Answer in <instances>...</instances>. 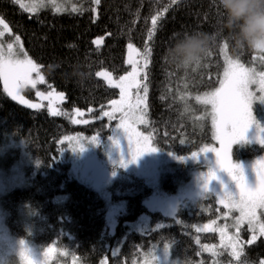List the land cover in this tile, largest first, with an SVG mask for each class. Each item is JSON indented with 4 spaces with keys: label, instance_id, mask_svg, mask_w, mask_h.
Segmentation results:
<instances>
[{
    "label": "trees",
    "instance_id": "1",
    "mask_svg": "<svg viewBox=\"0 0 264 264\" xmlns=\"http://www.w3.org/2000/svg\"><path fill=\"white\" fill-rule=\"evenodd\" d=\"M75 4L77 11L55 12L46 6L28 13L14 0H0V18L11 29L5 40L18 36L24 54L41 65L43 87L64 95L60 100L63 112L54 116L45 108L14 102L4 93L0 80V156L8 160L2 163L7 166L14 160L12 151L4 152L10 142H22L34 161L33 168L24 170V185L0 197L9 235L41 249L53 246L63 264H145L152 252L163 247L178 264H260L264 236L245 245L235 260L227 249L215 247L216 232L197 231L223 210L213 195L190 206L180 205L172 218L148 213L144 201L152 189L133 174L123 173L105 188L113 201L125 200V212L116 218L110 233L107 203L100 192L71 176L70 162L62 155L59 141L75 134H100L109 139L117 120L99 116L118 98L119 91L98 73L105 71L115 78L128 73V43L141 52L146 44L152 49L148 79L143 80V73L140 77L148 85V125L142 130L157 151L177 157L214 145L211 108L195 97L219 88L225 67L224 44L228 45L227 55L247 68L262 72L264 61L257 52L234 50L227 32L218 31L223 17L217 0H101L99 5L94 0H77ZM153 16L159 18L153 39L148 41ZM193 31L217 35L198 69H177L167 62L165 53L178 36ZM99 39L102 43L97 46L94 41ZM24 93L31 95L29 88ZM74 110L93 120L73 124L70 113ZM252 110L260 121L261 105L255 103ZM263 153L261 145L237 143L231 158L235 162L253 160ZM195 166L192 162L172 164L159 177L160 191L175 193ZM143 213L149 214V227L132 230L127 224ZM208 246L216 248L212 255L205 250Z\"/></svg>",
    "mask_w": 264,
    "mask_h": 264
},
{
    "label": "rangeland",
    "instance_id": "2",
    "mask_svg": "<svg viewBox=\"0 0 264 264\" xmlns=\"http://www.w3.org/2000/svg\"><path fill=\"white\" fill-rule=\"evenodd\" d=\"M16 2V0H14ZM25 5H33L35 3V10L34 11H27L28 13H37L39 10L45 8L46 6L51 7L55 12H60L63 10H73L76 8L75 2L77 0H55V4H53L52 0H22ZM18 4V3H17ZM20 6V4H18ZM57 8L60 10L57 11ZM23 9V8H22ZM26 11V10H25ZM1 19V18H0ZM0 32L5 34H11V31L4 29L2 25H0ZM3 36H0V47L3 48L5 54L7 55L8 49L7 45L9 43L13 44V54L16 58L24 59V52L21 50V42L17 41L15 37L10 40H5ZM128 43L126 45V62L128 61L129 57L139 60L142 65V60L139 56H136L135 53L131 52L128 48ZM133 45V44H132ZM135 48V46L133 45ZM264 53H257V57H261ZM225 56V52L223 51V57ZM127 64H129L127 62ZM130 69L128 72L132 71V65H130ZM105 71H101L102 73ZM259 73L258 71H256ZM264 72V71H262ZM126 74L122 76H126ZM105 82L109 85L108 81L101 75H99ZM35 78V74H33ZM121 77V76H120ZM115 78L111 75V79L114 83L119 82V78ZM223 79V75L221 80ZM1 85L4 93L14 102L26 105L22 103L19 99H13L8 93L4 90V82L2 79ZM43 86L44 84H38L36 88H32L31 86L22 87L19 90V95L23 97L24 100L39 105L37 108H45L46 111L49 112L50 102L47 99L42 97H38L36 93L44 92L47 95L48 92H53L48 89H45ZM110 86V85H109ZM113 87V86H111ZM220 87V86H219ZM25 88L30 89V96L24 93ZM117 88V87H115ZM119 91L118 98L114 100H120V89L117 88ZM250 90L256 94V98L253 101L252 106L255 103L261 105L264 111V103H261L259 97L262 95L258 91V86L253 84L250 86ZM54 93V92H53ZM137 95L144 96L143 90H137L135 87L130 89L129 98L132 103L136 102ZM210 106L211 111L213 112L212 105L206 104ZM27 106V105H26ZM51 107L59 110L61 113L63 112L60 107V99H58L55 95L51 101ZM144 108V111L141 113L137 110L134 114H130V117L127 119V124L131 130L132 135V149L134 150L137 146V136L135 133H140L141 136H147L142 130L145 126L148 125L147 117H146V110H147V97L144 100V103L141 105ZM31 108V107H30ZM127 111V109H125ZM79 111V110H78ZM106 111H112L111 102L108 104V108L105 109L99 116V119H104L108 117L104 116L103 113ZM82 115L77 114V110L70 113L72 114V123L73 124H86L83 121H87L90 123L93 118L84 117L85 113ZM51 115V114H50ZM121 113L116 112V123L114 125L113 131L111 136L108 138H104L100 134H91V135H84V134H75V135H67L61 138L59 144L63 145L61 153L64 157L70 162V174L77 180L81 181L82 183L90 186L91 188L100 192L107 203V212H106V224L108 231L113 233L115 225H116V218L122 215L125 212V200L120 199L117 201H113L109 192L105 191V188L108 186L110 181L114 180L122 176L123 173L126 174H133L137 177H141L144 179L146 184L152 189L151 195L144 201V205L147 209L148 213L158 212L166 217H174L178 207L180 205L190 206L197 201L201 200L203 197L207 195H213L219 206L223 209L214 225L212 227L215 229L214 231L209 232H216L217 233V243L216 248L218 249H227L229 254L233 257V259H237L238 256L233 255V249L229 246L228 237H234L237 235V227H236V220L240 216L239 210L233 208L229 210L226 208L223 203H221V199L223 198L224 188L222 186L226 185L231 193H233L237 198L239 196V189L235 187V182L228 176V174L224 171H221L218 168L216 163L215 153L201 151V149L196 152L198 153L197 158H191L190 156H183L185 157L184 160H180L177 156H174L167 152H147L144 153L142 156L138 157L135 162H129L131 160L130 156V149L128 143V135L123 128L119 127L120 120H121ZM139 117L143 118V123L140 122ZM74 121H81L76 123ZM213 122V117H212ZM259 124L264 125V113L262 119L257 121ZM213 136H214V145L204 147L202 149L207 148H215L217 150L220 149L219 141L215 138L217 134L216 128L213 126ZM97 138V143H92V138ZM148 137V136H147ZM71 138V139H66ZM261 136L259 129H256L255 125L251 126L246 133V138L238 142L240 144H258L264 148V145L260 143ZM116 141L119 143V147L113 143ZM151 144V143H150ZM237 144L234 143L232 147ZM83 146V151H79L78 149ZM152 146V145H151ZM153 147V146H152ZM73 149H77V151H73ZM1 150V148H0ZM12 151L10 153L11 157L14 158L13 162L8 164L7 166L2 163L4 160L8 162L7 159L3 158V155L0 156V197L5 194L8 190L21 187L24 185L25 177H24V170L28 171L34 167V161L32 157L25 151L22 142H10L6 145L4 152ZM14 151V152H13ZM232 151V148H231ZM3 152V150H2ZM1 152V153H2ZM0 153V154H1ZM231 157V153H230ZM6 158V157H5ZM123 160L126 163V166H122L120 161ZM257 161L264 162V153L253 160H245L240 162H235L231 158V162L233 164L238 163L240 164L245 172V176L247 182L250 187L256 186V176L254 171L252 170V166L256 165ZM181 162H192L195 166L190 174V178L183 183L175 193L166 194L160 191L158 180L162 173L165 171L170 170L172 164H178ZM258 166V165H257ZM35 170H33L34 173ZM210 171H215L218 180H208L207 184L208 187H205L206 180L208 173ZM105 191V192H103ZM143 213L139 216L138 220L134 223H128L127 225L134 231L141 232L144 231L149 227V214ZM264 209H257V215L260 217L261 221L264 222ZM227 214V215H226ZM213 221V220H212ZM212 221L206 223L205 225L212 224ZM200 226L199 229H203L204 226ZM220 229H225V236L222 238ZM204 232V231H202ZM248 232V233H247ZM245 234V236H242ZM254 233L250 230L249 225L245 222L239 225V242L241 247L237 248V251L240 253L245 245H250L248 241L252 239ZM256 240L259 237L258 229L255 233ZM255 240V241H256ZM20 241L16 238H13L7 232L6 227L4 226V215L2 208L0 206V264H28V261L22 259L20 255L21 246ZM254 241V242H255ZM252 244V243H251ZM27 248L31 250L30 259L32 260V264H63L59 262L58 259V251L53 247H47L45 249H41L35 247L33 245H29L25 242ZM215 247H206V252L209 254H213L215 251ZM48 249H52L51 252H48ZM47 253V255H46ZM264 262V260L260 261ZM74 264V262H72ZM145 264H178L175 260H172L169 256L168 249L163 247L157 249L156 252H152L151 258ZM231 264V263H230ZM235 264V263H234Z\"/></svg>",
    "mask_w": 264,
    "mask_h": 264
},
{
    "label": "snow or ice",
    "instance_id": "3",
    "mask_svg": "<svg viewBox=\"0 0 264 264\" xmlns=\"http://www.w3.org/2000/svg\"><path fill=\"white\" fill-rule=\"evenodd\" d=\"M55 4V0H52ZM101 0H94L96 5H99ZM176 0H173L175 3ZM16 3L20 4V7L26 11H34L35 3L31 6L25 5L22 0H16ZM60 9L57 8V11ZM78 9L74 8L73 11ZM167 11V9H165ZM158 16L152 17V28L148 34V41H152L153 35L156 30ZM0 25L4 29L8 30L9 26L3 19H0ZM4 33L0 32V36H3ZM19 41V37L15 38ZM94 43L99 46L102 43V39L94 41ZM128 48L131 52L135 53L136 56H139L142 60V65L139 60L129 57L128 63L132 65V71L128 72L126 76H121L118 83H114L111 79V73L102 72L98 75L103 76L109 83L110 86L117 87L120 89V100L111 101L112 111H106L103 113L104 116L108 117L110 120L115 119V113L120 112L121 120L119 127L123 128L128 135L129 143V153L131 160L129 162H135L136 159L142 156L147 152L157 151L158 148L152 147L150 144V138L147 136H141L140 133H135L137 136V146L135 149H132V135L131 130L127 124V119L130 117V114H134L137 110L141 113L144 111V108L141 105L144 103V100L147 97L148 85L143 83L140 80L141 74L143 73V80L148 79L147 69L150 63V56L152 49L145 45L144 51L141 52L139 49L133 47L132 44L128 45ZM228 45L225 43L222 51L225 52L224 56V72L223 79L219 81L220 87L215 89L213 92L204 93L203 96H196V100L202 104H211L212 105V117H213V126L217 130L215 138L219 141L220 149L207 148L201 149V151L213 152L215 153L216 163L218 168L221 171H224L228 176L235 182V187L239 189L238 198L229 191L226 185H223L224 193L221 203L224 204L229 210L235 208L239 210L240 216L236 220L237 235L234 237H228L229 246L233 249V255L239 256L240 253L237 251V248L241 247L239 242V225L242 223H247L250 230L254 233L252 239L248 241L249 244L253 243L256 240L255 233L259 232V235L264 236V222L261 221L260 217L257 215V209H264V162L257 161L256 165L252 166V170L256 176V186L250 187L243 167L231 162V148L234 143L243 141L246 138V133L249 128L255 125L256 129H259L261 140L260 143L264 145V125L259 124L256 121V117L253 114L252 104L256 98V94L250 90V86L255 84L258 86V91L262 94L259 97L261 103H264V72L257 73L254 69L245 67L244 64L240 62L238 58H232L227 55L226 50ZM8 53L5 54L2 47H0V79L4 82V90L11 96L13 99H19L22 103H25L28 107L37 108L39 105L30 103L23 99L19 95V90L22 87L31 86L36 88L38 84L45 83V76L41 74V65L36 63L33 59L24 54V59L16 58L13 54V44L9 43L7 45ZM22 50V45H21ZM264 61V55L260 57ZM35 74V78L33 77ZM135 87L137 90L142 88L144 96L137 95L136 102L132 103L129 98L130 89ZM38 97L49 100L50 107L49 112L51 115H60L62 114L59 110L51 107V101L55 95L58 99L63 100V93H53L48 92L45 95L44 92H37ZM127 109V111L125 110ZM78 115H82L77 110ZM140 122L143 123V118L139 117ZM79 123L81 121H74ZM87 123V121H83ZM71 139V138H66ZM92 143H97V138H92ZM117 147L119 143L113 141ZM79 151H83V146H81ZM77 151V149H73ZM198 153H192L191 158H197ZM180 160H184L185 157L178 156ZM122 166H126L125 161H120ZM258 165V166H257ZM219 178L216 175L215 171H210L205 178L206 183L205 187H208V180H218ZM227 215V214H226ZM264 215V213H262ZM216 221H212V224L205 225L203 229H197V231H214L212 227ZM221 237L225 236V229H220ZM21 251L20 255L22 259L28 261V264H32V260L29 258L31 255V250L27 248L23 240L20 241ZM52 249H48V252H51ZM47 255V253H46ZM264 264V262H261Z\"/></svg>",
    "mask_w": 264,
    "mask_h": 264
},
{
    "label": "clouds",
    "instance_id": "4",
    "mask_svg": "<svg viewBox=\"0 0 264 264\" xmlns=\"http://www.w3.org/2000/svg\"><path fill=\"white\" fill-rule=\"evenodd\" d=\"M222 9L219 32H227L234 50L264 53V0H217ZM217 33H184L165 53L167 62L177 69L196 70L207 56Z\"/></svg>",
    "mask_w": 264,
    "mask_h": 264
}]
</instances>
